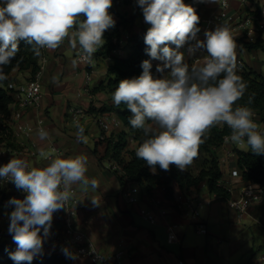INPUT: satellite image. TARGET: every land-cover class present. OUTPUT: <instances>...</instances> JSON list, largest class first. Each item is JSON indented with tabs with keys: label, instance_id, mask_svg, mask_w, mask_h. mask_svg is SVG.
Here are the masks:
<instances>
[{
	"label": "clouds",
	"instance_id": "1",
	"mask_svg": "<svg viewBox=\"0 0 264 264\" xmlns=\"http://www.w3.org/2000/svg\"><path fill=\"white\" fill-rule=\"evenodd\" d=\"M112 3L113 0H0V82L8 79L4 67L17 56L21 40L39 56L42 49L56 50L67 39L71 48H79V60L91 63L104 44L105 31L115 25L109 12ZM137 3L144 22L150 25L144 36L147 54L164 62L156 69L160 76L154 77L151 61L144 60L142 74L122 79L112 93L114 105L126 106L131 113L129 124L142 130L145 137L135 150L137 158L152 171L157 166L168 171L172 165L184 171L198 156L206 134L225 125L230 129L226 142L264 154V133L254 120L252 97L246 104H238L248 86L237 74V44L228 25L205 31L206 40H198L200 17L184 0ZM185 44H189V55L206 49L208 55L202 64L190 66L185 61L180 51ZM77 63L78 59L72 60L73 67ZM53 80L57 82L55 77ZM75 126L77 140L87 143L84 125L77 120ZM37 136L41 141L50 139L44 128L38 130ZM39 156L48 161L43 167L32 166L20 157L0 166V177L10 179L26 193L24 199L13 197L8 202L14 205L8 232L17 246L9 253L15 264H32L44 254L53 214L65 209L74 198V186L85 192L98 187L96 179L86 175L85 154L62 157L41 150ZM90 199L93 206H99L95 197ZM62 251L66 258L78 259L67 247Z\"/></svg>",
	"mask_w": 264,
	"mask_h": 264
},
{
	"label": "crops",
	"instance_id": "2",
	"mask_svg": "<svg viewBox=\"0 0 264 264\" xmlns=\"http://www.w3.org/2000/svg\"><path fill=\"white\" fill-rule=\"evenodd\" d=\"M231 6L234 10L242 11L244 14L254 12L257 8V4L254 2L244 3V0H231ZM217 9L216 0L215 2L207 1L202 9V19L205 20L217 12ZM261 24H264V21ZM258 28V24H253L250 26V30L241 31L232 35L235 39L243 38L247 42H255L259 36ZM214 30L215 28L212 31ZM262 38L264 45V31ZM198 40H206L205 35L201 36ZM236 44L237 60H242L245 66L264 74V51L262 49L248 50L237 40ZM67 47L69 45L62 44L56 50L42 49L41 55L44 54L48 59L42 79L43 97L40 100V104L36 108H31L26 111L22 119V124L30 126L32 130L28 133L14 130V140L18 145V150L3 148L0 152V166L7 164L13 157H20L28 160L32 166L43 167L48 161L41 159L39 152L41 150L48 151L50 141H55L61 146L62 157L75 156L77 154H85L88 156L89 153H93L94 157L98 159L99 165L97 168L90 158L93 166L89 165L90 162H88V172L86 175L90 179H96L98 187L95 190L89 189L88 194H83L84 209L81 213L79 224L88 233L90 238L95 240L101 250L111 252L121 248L125 249L127 257L124 264H178L179 260H184L186 264H258V260H255L256 258L254 257L247 261L246 257L235 258L233 252H230L229 255L226 254V246L229 245L232 248L233 246L230 245L232 243L228 242L227 244L217 245V241L220 242L221 240L220 238L215 242L213 241V256L209 252L206 262L202 257H198L195 253L192 254L188 252L190 250L182 247L188 227L192 226L196 230V224L198 222L204 223L206 227L208 223L213 222L214 225V223L217 224L220 222L221 224L228 225L229 231L234 232L242 231L252 224L264 227V224H262L261 207L255 208L253 215L261 219L262 223L258 224L251 218H247L245 221H239L237 212L229 208L225 200L211 193L205 183L189 192L173 184L174 199H169L166 196L164 186H158L151 192H147L143 186H139L133 182H126L124 186L120 184V193L114 201L109 199L108 204L106 203L108 198L106 199L104 197L109 195L107 185L112 179L111 171L109 174L105 173V175L100 171L99 166H103L102 162L107 160L105 158L101 160L106 152V143L99 141L104 132L94 121L95 115L104 113H93L89 111L93 107L100 109L104 105L111 106L113 104V101L107 94L103 92L94 93L92 91L100 81L106 78L108 61L105 62L106 66L102 69L99 68L102 62L96 61L95 65L98 64V69L93 68L95 70L92 73L91 79L88 81L87 72L90 67L85 63H77L73 67L72 60L75 59L74 52L71 49L68 50ZM183 53L184 56L189 55V53ZM197 55L200 56L202 53H198ZM163 63L161 60H155L156 67L158 65L162 66ZM17 75L18 71H14L12 78L17 79V81L26 80ZM54 77L57 82H54ZM75 107H83L89 112L87 118L83 120L82 125L85 127V135H90L95 139L94 150H97V154L94 153V150L92 152L88 151V148L76 138L77 130L72 126L69 119V114ZM15 110H17V106L13 104L11 106V113ZM105 113L115 115L113 111ZM39 120L46 122L43 128L49 132V140L41 141L38 138L37 132L39 128L37 125ZM94 127L101 130L99 138L93 133ZM123 129L124 127L122 126L118 130ZM236 161V155H233L231 157V166H236ZM10 184H13L10 179L0 177V186H9ZM126 185L139 187L136 202L129 203L123 197L122 190ZM191 193L196 194L203 201L212 199L210 204H205L200 208L199 216L197 217H193L189 212L177 207L178 202H183L188 194ZM92 197H95L100 202L98 207L93 206L91 203L90 198ZM155 199L161 201L160 206L161 209L165 210V215L161 214L159 207L154 203ZM105 207H109L108 210ZM134 212L139 214L150 226L163 225L166 228V223L177 224L178 228L176 232L180 241L173 243L181 245L180 254L177 255L173 251L163 247L158 241L156 232L150 229V227L136 225L133 218ZM145 213L153 214L157 218V221L155 223L149 222L143 217ZM185 226H187V229L184 231L183 228ZM8 240L13 242L12 236ZM168 243L170 242L168 241ZM261 248H264V245ZM261 252L264 253V249ZM230 255H233V257H230ZM257 258L259 259L260 257ZM87 262L88 260L84 258L78 262H73V264H87ZM260 264H263L261 260Z\"/></svg>",
	"mask_w": 264,
	"mask_h": 264
},
{
	"label": "trees",
	"instance_id": "3",
	"mask_svg": "<svg viewBox=\"0 0 264 264\" xmlns=\"http://www.w3.org/2000/svg\"><path fill=\"white\" fill-rule=\"evenodd\" d=\"M113 0L112 7L109 9L110 14L116 15L115 25L105 31L103 39L104 44L94 54L93 58L97 62H107L106 78L100 81L94 88L93 92H103L107 94L112 100V93L118 86L122 79H131L138 77L142 74L141 64L144 60H152L147 54L146 49L148 46L144 42V36L147 29L143 28L139 31H129L133 22L126 18L122 14L118 7H115ZM130 0H126L129 2ZM253 1V0H249ZM185 4L191 5L196 9L200 22L197 25L199 28L202 25V9L206 3L204 0H184ZM259 15V11L255 12ZM115 17V16H114ZM259 36L255 42H247L243 38L234 39L241 42L242 45L248 50L262 49L263 45V27L259 24ZM232 34V33H231ZM128 35L126 40L127 48L122 49L121 41L123 36ZM233 36V35H232ZM175 48V45H169ZM124 51V54L121 52ZM181 52L182 48L180 49ZM42 52V50H41ZM31 50V46L25 41L19 42V52L11 64L4 67V72L7 74L8 79L0 82V152L3 148L18 150V145L14 140V134L12 128L8 124V119L11 115V106L14 104V97L10 94L8 84L12 78L14 71H29L31 77H33L39 69V59ZM190 66L191 64L187 62ZM151 73L156 77V68L151 67ZM237 74L240 75L247 83V91L244 97L238 101V104H246L249 97H252V103L250 107L256 112L264 124V74L255 71L254 69L245 66L243 70H237ZM115 112V115L122 121L123 130L112 132L105 140L99 139L100 142L106 143V152L104 158L110 161L116 160L121 168L120 173L117 170H112L114 175L119 180L120 184L124 186L126 182H133L139 186H143L147 192H151L158 186L165 187L166 196L169 199L174 198V187L176 184L179 188L189 192L200 187L203 183L208 186L211 193L228 197L229 194L224 186L219 184V181L223 177V170L219 164V150L222 146L224 136L230 132V129L225 126H216L212 128L205 137L204 143L200 146L198 156L202 153L210 154V162L207 166L203 167L197 175L192 174L188 170L180 171L175 165L170 166V170L164 171L156 167L155 171H152L150 167L140 160L136 156V148L143 142L145 138L142 130H136L129 124L130 111L125 105L121 104L119 107L114 103L111 106L104 105L100 109L91 108L89 112ZM129 139H133L136 146L132 149H128ZM97 154V150H94ZM197 156V157H198ZM237 167L242 171V177L244 182L259 183L264 192V154L257 155L246 150H236ZM26 193L22 190H18L16 186L10 184L9 186H0V200H6L7 203L13 197L17 199H24ZM3 203L0 202V207ZM262 220L264 224V205L261 207ZM16 244L14 242L3 239L0 236V264H15L10 259L9 253L16 250ZM32 264H73L72 259L66 258L63 253L51 252L43 256H39L32 261Z\"/></svg>",
	"mask_w": 264,
	"mask_h": 264
},
{
	"label": "built area",
	"instance_id": "4",
	"mask_svg": "<svg viewBox=\"0 0 264 264\" xmlns=\"http://www.w3.org/2000/svg\"><path fill=\"white\" fill-rule=\"evenodd\" d=\"M204 1L207 2L211 0ZM216 1L218 8L217 12L213 13L205 20H202L200 32L197 33V39L203 36L205 31H212L220 24H227L232 34L250 30L251 25L257 24V20H259L261 27H264V24H261L264 21V0H253L252 2L257 4L256 10L245 14L242 11L234 10L231 6V0ZM247 2L250 1L244 0V3ZM256 11H259V15L255 13ZM112 16L114 19V15ZM127 39L128 36H126V40ZM126 40H122L121 42H126ZM189 43L194 44L195 41H190ZM188 47L189 44H185L182 47V51L188 53ZM69 48L73 50L75 59H78V63H85L90 67L87 72V80L89 81L94 72L93 68L96 64V60L93 58L91 63L79 60V48L73 49L70 44ZM198 53H202V55L199 56L197 55ZM194 54L188 59L191 65L194 63L202 64L203 58L208 55L206 49H199ZM47 62V57L44 54L41 55L39 59V69L33 77L24 81L11 80L8 84L10 94L15 100L14 105L17 106V110L12 112L8 119V124L10 128H12L13 134L14 130L23 133H28L32 130L30 126L22 124V119L26 111L31 108H36L40 104V100L43 97L42 79ZM151 64L157 69L154 59L151 60ZM244 67L243 61L238 59L237 70L241 71ZM155 72L156 77H158L160 73L157 71ZM88 115L89 112L85 108L75 107L71 110L69 119L74 124L77 120L82 124L83 120H85ZM254 120L259 125V130L264 133V124L261 122L256 112H254ZM94 121L104 132L100 137L101 140H105L112 132L123 126L122 121L116 115L108 113L95 115ZM45 125L46 122L44 120L38 121L37 126L39 129L43 128ZM229 134L230 132L224 136L222 146L219 150V164L224 173L219 184L224 186L229 196L226 198L219 195L217 196L225 200L229 208L237 212L239 221H245L247 218H251L260 224L262 221L253 215V210L264 205L263 189L259 183L244 182L242 171L237 166H231V157L236 155V150L242 149L243 146L226 142L225 137ZM52 149H55L54 153ZM48 151L52 155H61L62 148L57 142L50 141L48 144ZM110 163L111 170L122 172V168L116 160L110 161ZM73 191L75 192V196L68 202L66 208L53 214L52 226L50 229L51 235L45 242L44 253H63L62 249L67 247L78 255V259L73 260V262L88 258L92 264H124L127 257L125 249L121 248L111 252L101 250L95 240L91 239L88 233L80 226L79 220L84 209V202L78 186H74ZM138 192V186L126 185L122 190V195L129 203H134L137 201ZM211 201L212 199L203 201L196 194L191 193L188 194L183 202H178L177 207L189 212L193 217H197L199 216L200 208L205 204H210ZM154 203L159 207L161 214L165 215V210L161 209L160 206L161 201L155 199ZM143 217L151 223L157 221V218L151 213H145ZM177 228L178 225L175 223H166L168 241L170 243L180 241L176 232ZM196 230L200 233H208L206 225L202 222L196 224ZM42 234L43 231H41V235ZM260 260L264 264V253L260 256ZM178 264L186 263L184 260H179Z\"/></svg>",
	"mask_w": 264,
	"mask_h": 264
},
{
	"label": "rangeland",
	"instance_id": "5",
	"mask_svg": "<svg viewBox=\"0 0 264 264\" xmlns=\"http://www.w3.org/2000/svg\"><path fill=\"white\" fill-rule=\"evenodd\" d=\"M115 5H116L115 7H118L121 10L122 14L126 16L127 19L133 22V24H131V28H128L129 31L131 30L139 31L143 28L148 29L150 27L149 24H146L144 22L142 9L138 6L137 0H130L129 2H126V0H118L115 2ZM114 16L115 19L118 18L116 15ZM126 36H123L122 39L126 40ZM63 44L69 45V41L66 39ZM121 46L122 49L127 48L126 42L123 41L121 43ZM67 49L69 50L70 48L67 47ZM121 54H124V51L121 52ZM186 56H185V61L188 62V59H190L193 55H186ZM105 66H106L105 63H101L99 68L102 69ZM94 68L98 69V64L95 65ZM167 71L168 70H166V72ZM17 76H20L21 78L27 80L31 77V74L29 71H18ZM14 80L17 81V79ZM72 126H74L75 130H77L74 123H72ZM93 131L96 137L99 138L101 134V130L99 128L94 127ZM85 136H87L88 141L87 143H83V145L86 148H88V151L92 152V150H94L95 148V139L92 138L90 135H85ZM135 146L136 143L133 140L129 139V144L127 146L128 149H132ZM247 148H248L247 146L242 147L243 150H246ZM87 157H88V162H90V158H91L92 163L95 164L98 168L99 165L98 159L94 157V154L89 153ZM209 162H210V154L202 153L200 156L196 157L193 160L192 164L188 166L186 170L190 171L194 175H197L203 167L208 165ZM92 163L90 162L89 165L93 166ZM110 164H111L110 160H104L102 162L103 166H99L100 171H102L104 175L105 173L109 174L111 171L110 174L112 179L111 182L107 185L109 195L104 197L106 199L108 198L106 202L107 204L109 199L114 201V199L118 196L121 190L119 181L116 179L114 173L110 169ZM79 191L82 193L81 197L83 199V194H88L89 190L85 192L79 189ZM0 202L3 203L2 205L3 207H0V236L3 239L7 237L11 238L12 235H10L8 232V227L10 224L9 214L11 213L12 210H14V205H10L9 203H7L6 200L4 201L0 200ZM105 208L108 210L109 207H105ZM133 218L135 220L136 225L150 227V229L154 230L156 232L158 241L161 243L163 247H165L167 250L173 251L177 255L180 254L181 245L178 243H173V244L168 243V233L166 232V228L163 225L150 226L136 212L133 213ZM228 228H229L228 225L221 224L220 222H218L217 224L214 223V225L213 222H211L207 224L208 233L200 234L195 230L194 227L191 226L188 227L187 229V226H185L183 229L184 231L187 229V231L185 233L182 247L190 250L188 252L192 254L195 253L196 256L202 257V259L206 262V258L209 252L211 253V256H213V241L215 242L217 241V239L220 238L221 240L220 242L217 241L218 242L217 245L227 244L228 242L232 243L230 244L231 246H233L232 248H230L229 245L226 246L227 247L225 249L226 254L229 255L230 252H233V255L235 254V258L246 257L247 261L252 259V257H254L256 258L255 260H258V264H260V260H259L260 258L258 259L257 257H260L263 254L261 251H263L264 248H261V246L264 245V227H261L256 224L255 225L252 224L250 227H247L242 231H237V232L229 231ZM231 228L234 229L233 227ZM10 238H7L5 240H8ZM233 255H230V257H233ZM86 259L88 260L87 264H92V262L88 258Z\"/></svg>",
	"mask_w": 264,
	"mask_h": 264
}]
</instances>
